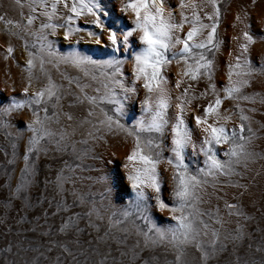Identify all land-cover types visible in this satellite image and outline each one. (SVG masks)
Wrapping results in <instances>:
<instances>
[{
    "label": "snow or ice",
    "instance_id": "6c2138e0",
    "mask_svg": "<svg viewBox=\"0 0 264 264\" xmlns=\"http://www.w3.org/2000/svg\"><path fill=\"white\" fill-rule=\"evenodd\" d=\"M11 4L21 10V19L9 18L5 11L0 10V28L6 34L16 36L24 42L27 55L24 71L29 75L19 96H0V129L10 127L4 118L12 113L27 109L32 117L17 131L10 144L11 152H5L7 166H14L18 159L22 160L20 174L11 196H23L26 207H36L35 203L30 202L27 193L37 177L40 153L48 152L43 142L49 140L57 151L62 148L67 150V133L62 129L59 133H54L50 127L54 119L58 120L55 109L62 98V86L57 85L49 76L47 83L39 89L29 92V88L32 86L37 59L41 72L44 71L46 62L57 69L61 64L68 65L86 78V82H81L80 78L65 77L68 85L75 84L77 89L73 103L89 106L82 122L91 123L93 118H97V109L102 117L92 124L93 133L90 134L107 132L123 135L131 140L123 164L126 169L124 178L128 181L131 196L120 216L127 218L134 215L137 220L143 221L147 230H137V236L143 237V247H165L174 255L171 264H188L187 250L194 246L201 264H209L219 254L228 252V242H231L234 248L229 253L232 257L229 264H248V261L242 260L235 253V245L243 239L241 225L238 224L234 232L224 236L220 235L219 230L212 229L210 239L204 240L201 232L203 231L205 238L209 237V225L202 219L198 220L202 215L199 205L203 202V194L209 186L215 187L219 178H228L231 187L242 190L241 195L248 191V185L232 183V177L240 175L237 166L243 163L246 167V161L253 155L247 151V144L252 137L245 136L244 133L245 130L252 132L250 117L246 113L254 109L241 107V102L257 103L258 94L245 95L243 90L250 86L255 73L264 72V56H261L260 68L257 69L250 51L257 34L252 32L251 24L246 23L247 13L237 11L234 17V26L239 24L240 31L232 37L236 48L229 52L232 59L225 66V83L218 88L213 78L216 69L215 56L221 46L218 38L221 0H179L176 5L179 22L166 0H121L120 15L111 10V0H11ZM25 8L26 13L23 11ZM206 8L210 11H205ZM125 13L131 14L129 22H125ZM81 19L84 20L83 26L78 23ZM186 24L187 31L182 32ZM58 29L63 30V39L69 42V51L58 52L53 47L54 41L49 39V35L55 37ZM80 33H84L90 40L94 38L97 48L88 52L79 51L76 46L78 40L72 38L79 37ZM259 33L264 34V26L260 27ZM258 38L264 39V35H259ZM33 48L35 52L30 50ZM5 53V59L13 54L11 44L5 49ZM129 61L130 73L125 71V64ZM173 61L182 65V68L175 81L178 94L175 97L174 114L170 116L172 97L165 70ZM201 82H206V87L200 97L210 96L211 99L206 104L195 105L201 110V114L193 116L201 135L194 138L193 129L186 122L185 106L197 99L195 91ZM141 90L143 98L139 100L138 110L129 115L130 105L136 103ZM225 100L234 102L233 111L240 121L231 128L228 127L231 113L224 109L226 114H221V106ZM259 102L264 103V98ZM50 105L53 109L51 116L48 115ZM102 105H107V110ZM64 115L72 120L71 114ZM24 131L30 135L20 156L18 140L23 137ZM225 144L228 147L221 152L220 146ZM189 148L191 157H203L202 161L197 159L199 166L195 171H192ZM221 155L223 159L220 158ZM161 165L165 166L163 171ZM169 167L172 169L170 191L165 189V173ZM64 171H57L54 182L45 178V186L53 184L55 189L54 196L47 201L48 208L44 209L45 218L54 201L55 211L51 213L53 217L69 212L67 196L73 197V205L77 202L84 205L86 202V194L80 195L75 190L67 191L65 186L72 182L73 177L65 175ZM68 171L71 173L72 169ZM103 179L107 183L105 193L111 195L118 178ZM166 191L171 199L170 205L165 199ZM43 202L42 194L38 203L42 205ZM153 202L155 209L168 210L172 223L158 226L153 221ZM225 207L229 210V215H243L236 204L226 202ZM83 215L89 219H102L95 201H92ZM113 216L108 217L109 230L123 223L121 219L114 220ZM80 218V213L65 216L59 232L75 229L79 233L82 231L78 226ZM244 219L251 217L244 216ZM214 222L220 221L217 219ZM197 223L201 227H197ZM0 224H4L7 232H11L10 225L4 221H0ZM108 236L109 232L106 231L98 240H106ZM112 239L120 244L127 241V236L124 241L116 236H112ZM139 246L137 241L132 248L120 252V256H130L131 264L138 256L135 248ZM17 247L21 250L19 242ZM58 247L68 264H80L77 255L65 244L60 243ZM262 250L264 249L257 248V251ZM0 253L4 254L3 264H17L9 259V255H17L13 252L11 241L4 248H0ZM80 254L85 256L84 264H88L87 254L83 250ZM92 255L97 258L94 264H108L111 251L101 254L93 250ZM113 264H116L115 258Z\"/></svg>",
    "mask_w": 264,
    "mask_h": 264
},
{
    "label": "rangeland",
    "instance_id": "374dc122",
    "mask_svg": "<svg viewBox=\"0 0 264 264\" xmlns=\"http://www.w3.org/2000/svg\"><path fill=\"white\" fill-rule=\"evenodd\" d=\"M107 2V0H106ZM179 0H166V4L171 6L175 15V19L179 22V11L176 8ZM199 2V0H197ZM121 0H111V10L114 14L120 15L119 7ZM0 10L7 13L9 18L14 20L21 19L20 9L11 4V0H0ZM26 13L27 9H23ZM210 11V9H205ZM240 11L246 12V23L251 24V30L257 35L254 37L253 44L250 46L251 58L254 66L259 69L261 64V56H264V39L258 38L261 26H264V0H221V21L218 27V38L221 41V46L216 53V69L214 74V82L220 88L225 83V66L232 59L229 52L236 48V42L232 40L234 35L240 31V25L235 24L234 17ZM202 14V13H201ZM125 22L131 19L130 13H125ZM80 26L84 25V20L79 22ZM88 27H91L90 25ZM186 24L183 31H187ZM80 37H83L80 39ZM49 39L53 40V47L58 52L69 51V42L63 39V30L58 29L55 37L49 35ZM73 40H78L77 48L79 51L88 52L95 50L97 45L93 40H90L84 33H80L79 37L74 36ZM11 44L13 54L7 56L5 49ZM37 43V47H38ZM35 52V49H30ZM211 58V57H210ZM27 59L24 42L16 36L6 34L0 28V96H19L22 88L28 80V73L24 71L25 60ZM182 65H178L175 61L169 64L165 70L167 79L169 80V90L171 94V108L169 115H173L175 111L176 100L178 94L175 88V81L179 78L178 72ZM131 62L125 64V71L130 73ZM57 84L62 86L61 100L55 111L58 120L54 119L50 127L54 133H59L62 129L67 133L65 143L67 150L57 151L55 145L49 140L43 142V146L48 149L47 154L40 153L37 161V177L33 186L27 193L30 202L35 203L36 207H26L24 197H12L11 191L15 188L17 179L22 167V160L18 159L14 166H7L5 163V152L10 153V144L18 130L22 129L23 123L30 120L31 113L27 109L21 110L18 113H12L4 119L9 123L10 127L0 129V221H4L11 226V232H7L4 224H0V248H4L9 241L13 245V252L16 256L9 255L10 260H14L17 264H68V260L63 256L58 245L65 244L74 254L77 255L80 264H84L85 256L81 255V250L88 256V264H94L95 258L93 250L99 251L101 254L111 251L108 264H113V258L116 264H130V256H120V252L127 251L139 241V247L135 248L138 253L137 258L131 261V264H171L174 260V255L165 247L144 248L143 237L137 236V230L146 231L143 221H139L135 216L123 218L120 212L127 207L131 189L128 186V181L124 178L126 169L123 167L124 157L131 146V140L126 139L123 135H113L107 132L93 133L92 124L98 122V118H102L97 109V118H93L91 123H83L88 105H79L73 103V97L77 92L75 84L69 86L67 77L80 78L81 82H86L82 73L77 69L68 65L61 64L59 69L50 63H45L44 71H40L39 59L35 63L33 69L32 86L29 92L33 89H39L47 83L48 77ZM95 87V86H94ZM206 82H201L195 91L197 99L192 101V104H186V122L193 129L194 138H199L200 130L196 128L193 120L194 115L201 114L196 104H206L211 97H200V93L204 91ZM69 94H66V91ZM245 95H257V103L241 102V107L254 111L247 112L250 121L249 125L252 132L245 130V136H251L252 139L247 144V151L252 153L246 161V167L242 163L237 166L238 176L232 177V183L248 185V191L241 195V189L231 187L228 178L221 177L216 182L215 187L209 186L203 194V202L199 205V211L202 214L198 220H203L209 225V237L205 238L203 231L201 238L210 239V231L212 229L219 230L220 235L234 232L237 225H241L243 229V239L235 245V253L242 260L248 261V264H264V250L257 251V248L264 249V103L259 100L264 98V72H257L251 79L250 86L243 90ZM91 94V92H90ZM143 98V90L136 99L134 105H130L129 115L137 112L139 100ZM55 103V101H53ZM233 101L225 100L221 106V114H226L224 109L231 113V119L228 121V127L231 128L239 124V118L233 111ZM71 105V106H70ZM107 110V105H102ZM53 109L49 106L48 115H52ZM71 114L72 120H68L64 114ZM43 115V112L41 113ZM123 122V121H122ZM9 133H12L9 136ZM29 132L24 131L23 137L18 140V154L22 156L24 144ZM100 137L99 139L95 137ZM228 145H221V152ZM189 157L193 165L192 171L199 165L197 159L203 160V157H191V148H189ZM165 156L167 149H165ZM223 159L222 155L220 157ZM163 171L164 165H161ZM64 169L65 175H72L73 179L70 184L65 187L67 191L75 190L80 195H85V204L81 205L77 202L73 205V197L67 196L66 199L70 206L67 213H60L53 217L51 213L55 211V201L52 208L49 210L47 218L44 215V209L48 208V199L54 196V185L45 186V178L50 181H55L57 171ZM68 169H72L70 173ZM172 169L169 167L165 173V189H171ZM10 174V175H9ZM107 177L109 180L118 178V183L113 188V193L108 195L105 193L107 187ZM43 194L44 202L42 205L38 203V198ZM149 196L152 193L149 191ZM103 196V199H102ZM59 199V197H56ZM165 199L171 204V199L168 196V191L165 192ZM95 201V206L99 210L102 219L95 217L89 219L83 213L87 212L88 206ZM236 204L242 216L229 215V210L225 207V203ZM5 204L8 206L5 207ZM128 211H133L128 209ZM73 213H80L78 226L82 230L79 233L75 229L68 232H59V226L63 218ZM115 215L113 216V214ZM211 213V215H209ZM39 216V219L36 217ZM113 216V219H121L123 223L109 230L108 217ZM170 213L167 209L157 210L154 207L152 219L159 225L172 223L169 219ZM244 216L251 217L245 220ZM219 219V223H215ZM19 222V223H18ZM197 227H201L197 223ZM109 232L106 240H98V237H103L105 232ZM116 236L120 241H124L127 236V241L117 244L116 240L112 239ZM18 242L21 245V250H18ZM233 244L228 242V252L219 254L217 257L209 261V264H229L232 257L229 253L233 252ZM48 249H51L49 251ZM4 254L0 253V264H3ZM188 264H201L199 253L194 246L187 250Z\"/></svg>",
    "mask_w": 264,
    "mask_h": 264
}]
</instances>
